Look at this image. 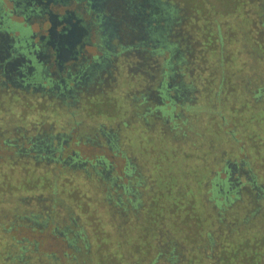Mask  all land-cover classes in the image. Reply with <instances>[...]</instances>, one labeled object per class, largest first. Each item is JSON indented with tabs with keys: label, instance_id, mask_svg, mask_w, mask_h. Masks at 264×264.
Wrapping results in <instances>:
<instances>
[{
	"label": "flooded vegetation",
	"instance_id": "obj_1",
	"mask_svg": "<svg viewBox=\"0 0 264 264\" xmlns=\"http://www.w3.org/2000/svg\"><path fill=\"white\" fill-rule=\"evenodd\" d=\"M198 13L191 0H0V93L58 111L44 125L46 118L15 125L3 122L1 142L12 149L15 162H31L48 172L58 165V174L66 171L94 181L106 211L120 222L130 214L136 216L144 206L139 185L145 177L135 154L129 156L121 146L119 130L137 120L145 128L159 123L162 131L172 135L184 137L188 131L198 135L189 119V110L199 107L195 80L199 72H194L193 60L201 58L198 52L204 48L196 49V45H205L199 32H194ZM222 82L220 78L217 87ZM252 91L257 100L264 86ZM105 95L107 101L118 102L117 111L92 116L86 131L79 133L83 120H72L74 112ZM125 109L123 116H113ZM79 144L117 154L119 169L103 152L80 156ZM241 148L235 146L233 155L223 150L218 158L211 151L202 179L209 188L201 200L206 209H214L216 231L212 234L207 227L204 232L209 244L204 256L209 259L225 248L231 227L264 220V183ZM39 193L36 200L43 201ZM37 206L23 210L17 218L38 231L47 228L54 243L71 248L72 257L89 254L88 234L72 210L57 218L43 202ZM261 227L264 230L263 221ZM18 241V255L26 260L28 241ZM192 249L167 238L146 264H189Z\"/></svg>",
	"mask_w": 264,
	"mask_h": 264
},
{
	"label": "rangeland",
	"instance_id": "obj_2",
	"mask_svg": "<svg viewBox=\"0 0 264 264\" xmlns=\"http://www.w3.org/2000/svg\"><path fill=\"white\" fill-rule=\"evenodd\" d=\"M191 1L199 12L194 32H199L205 44L196 45L204 52H198L201 58L193 60L194 72H199L195 79L199 107L195 112L189 110V119L199 133L172 135L162 131L159 123L145 128L137 120L126 122L119 130L121 146L129 156L135 154L145 177L139 185L144 206L136 216H127L125 222L106 211L94 181L66 171L58 174V165L48 172L31 162H15L12 149L1 142L3 122L15 125L46 118L44 125L58 111L37 101L0 93V264H146L167 238L184 248L192 245L189 264H264V230L259 228L264 220L236 224L230 229L225 248L216 253L217 259L204 256L209 250L205 229H212V234L216 231L214 209H206L202 202L209 188V182L203 185L202 179L211 151L218 158L223 150L233 155V148L241 145L240 153L264 183V93L256 100L252 91L264 86V0ZM214 20L218 24H212ZM220 78L221 88L217 87ZM100 97L80 108L81 112H74L72 120H83L79 133L86 131L92 116L100 118L101 114L117 111L118 102L107 101L106 95ZM126 111L113 116H123ZM88 148L79 144L78 154L103 152L119 169L121 159L117 154ZM38 193L43 201L36 200ZM41 202L57 218L69 210L77 215L91 243L88 255L72 257L71 248L54 243V238L46 234L47 228L38 231L17 218V214L37 208ZM21 238L28 241L26 260L18 255ZM62 251L67 252L65 258ZM45 253L57 258L52 260Z\"/></svg>",
	"mask_w": 264,
	"mask_h": 264
}]
</instances>
